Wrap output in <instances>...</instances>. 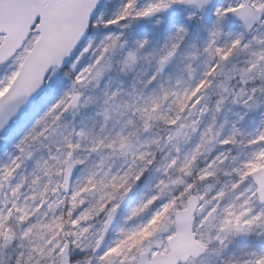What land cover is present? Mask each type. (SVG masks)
<instances>
[{"label":"snow or ice","instance_id":"obj_1","mask_svg":"<svg viewBox=\"0 0 264 264\" xmlns=\"http://www.w3.org/2000/svg\"><path fill=\"white\" fill-rule=\"evenodd\" d=\"M0 134V264H264V0H0Z\"/></svg>","mask_w":264,"mask_h":264},{"label":"rangeland","instance_id":"obj_2","mask_svg":"<svg viewBox=\"0 0 264 264\" xmlns=\"http://www.w3.org/2000/svg\"><path fill=\"white\" fill-rule=\"evenodd\" d=\"M1 135H3V134H1ZM9 139H11V136H10V134H9Z\"/></svg>","mask_w":264,"mask_h":264}]
</instances>
